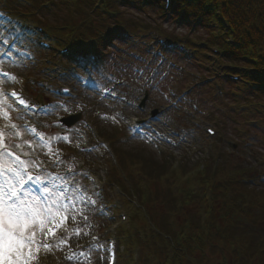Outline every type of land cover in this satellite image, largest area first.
Wrapping results in <instances>:
<instances>
[{"label":"rangeland","instance_id":"obj_1","mask_svg":"<svg viewBox=\"0 0 264 264\" xmlns=\"http://www.w3.org/2000/svg\"><path fill=\"white\" fill-rule=\"evenodd\" d=\"M18 1L20 2L19 6L22 12L28 10L33 11L31 18L35 21L34 24L39 23L45 27H49V29L52 30L51 32H57L58 30L55 31L52 27L60 25L61 22H65L70 17L68 9L66 10V6L61 3L66 1L68 5H71V0H52V2L51 0ZM98 1L99 0H95L92 4V9H94L93 7H95L96 2ZM50 2L53 3V5L48 6L46 10L43 5ZM16 3L17 2L14 0H0V8L8 13L16 15L17 12L15 13L13 11V7ZM124 6L125 5L118 7L121 12V19L129 21L132 25L142 23V26H144L145 29L139 28V30L131 31L132 34H135L132 35V37H130V34L125 35L126 33H123L121 36L122 38L117 37V39L113 40V46H109L106 43L103 45L104 47L100 52V54H102L98 61V66L100 65L99 69L93 66L89 69L90 73H87L90 80V85L88 87L82 86L81 81L75 79L80 75H84L77 67L71 76L61 80L60 78H55V76H49V74L44 72L45 68H43L45 61H43V59L44 57H49L48 54L45 55L46 53L37 52L30 46L23 47L24 44L22 45L20 41L16 43V46H20L17 47L20 51L13 50L8 53V56H6L5 59L0 60V64L10 71V77H15L14 80L7 78L3 87L9 85L18 87L33 99L38 98V100H41V103H44L46 110L40 113L37 117L32 116L36 122L41 124L42 132L46 134V136L69 137L68 141H52V147L58 150L61 156L60 162L54 163L51 156L45 154L48 152L47 148H30L28 144L24 143L25 140H28L29 143L31 140L27 137L28 135L24 131L22 123L23 121H29L31 116L27 114L23 115L21 112H18V110L12 108L10 110V116L12 117V123L17 124L18 126L16 129H5L4 125L7 121L0 118V129H4V132H7L5 134L7 142L11 144L12 147H15L16 144L21 145L20 148L15 150L22 155V158L38 162V164L42 166V175L50 174L54 176L59 174L60 176H67L66 172H68L69 168H72L74 169L73 175L75 176V180L86 189H89L90 186H87L88 182H86L87 173L92 172L94 174H102L104 168L110 170L111 164L107 161L108 158L106 152L100 147H97L98 150L94 149V151L87 154L78 150L81 149L77 137L79 131H88L90 134V141L97 142L96 140H98L95 137V131H93V128H88V126L86 128L85 122L90 121L95 127L100 129L101 132L106 133L105 136H103L104 140L106 139L109 143L111 142L112 144H110L111 146H114V148H120V150L126 152H138V154H143L145 159L150 157L158 159L157 157L159 156V153H170L175 157H188L194 161L210 155V151L207 150V143L210 138L207 137L208 135H206L204 129L206 125L212 126L217 131V137L213 140L214 146L221 149V153L219 154L221 157L218 165L222 166V164L230 161L234 164L236 162L239 163L241 167L250 166L251 169L248 176L254 180L256 184L259 183V185L255 188L248 185V187H245L247 188V193L250 195L248 189L251 187L254 191L261 192V194L264 195V119L258 114V112H256V110L253 113L254 109L263 113L262 108L259 105L251 104L254 109L250 106L249 109H246L243 113L239 114V106L244 102L238 101L235 103L233 102V99H230L231 94L228 91L231 89L228 88V84L224 86L225 89H223L221 95H216L209 84L206 86L204 85V89L199 95L196 93V89H194L192 93H189L186 98L181 101L184 105L186 104L185 107H183V105L181 106L182 103L178 106H172L170 101L173 100L175 94L180 93L189 86H195L194 79H205L206 72H204V70H206V68L204 63L206 62L199 58H195V62H189L187 58H182L183 55L176 51L167 52V55L165 54L164 57L160 54H152V51H155L156 47H158V43H156L154 39V37L158 36L157 28L162 31L159 32V36H169L171 40L173 39L172 35L174 38L188 36L191 37V39L202 38L204 40L207 37V33H205V31H203L198 25L180 24L175 21L157 18L156 12L159 11V13H161V8L150 7L149 5L145 6L143 9L141 8L139 11H135ZM10 7L11 9L9 10ZM87 9V7L84 9L86 15L83 14L84 17L82 18L84 23L90 24L93 22L100 27L101 25L107 24L106 22L105 24H101L97 19L98 17L93 19L95 15L90 17L87 13ZM130 28H132V26H130ZM11 37L13 38L14 34H11ZM172 41L177 43V41ZM148 44L152 45L147 47ZM145 50L146 54H144ZM27 51L33 53V64H30V61H32L33 58L24 55ZM196 63H201V65ZM71 67H73V64H71ZM43 80L46 81L44 88L34 84L36 81ZM59 84H67L74 88L73 91L76 93V97L74 99H61L56 97V90L53 88L57 87ZM112 84L115 85V90L126 94L130 98V105H125L120 101L112 102L109 99L102 100V98H100L95 89L97 87L111 86ZM232 90L234 91L233 88ZM232 90L230 92H232ZM233 95L236 96L234 92ZM214 96L221 98L216 99ZM228 96L230 97L229 99L226 98ZM142 97L144 98L146 109L141 115L138 114L133 105L137 99L139 100ZM263 97L262 94H259L258 96H254L253 99L264 100L261 99ZM3 100L4 97H0V101ZM188 110H190V113H186ZM229 110H232L230 115L228 114ZM151 113L153 115L155 114L154 116L156 117V120L149 122L150 124L156 125L161 131H167V127H171L175 131L180 132L181 136L172 137L168 143H158L152 136H150L151 134L148 129H146V134L148 136L145 137L136 135L134 136L135 138H132L127 135V132L124 129L126 116L135 114L140 117V120H142L149 117ZM75 114H80V118L74 122L71 127H60V118ZM250 119L251 121L256 120L254 125L248 123ZM16 131H19L21 135L15 136L13 133ZM113 135L118 136L121 142L118 141V143H113L109 140ZM233 145H235L234 149L232 148ZM22 151L29 152V156L23 157L24 152ZM213 160L215 159L211 157V161ZM80 161L82 163H79ZM78 163L86 164L88 167L86 172V168H83L85 167L84 164L82 165L81 170L77 169L76 165ZM172 165L175 167L174 164ZM39 170L40 169H33V171ZM174 170L176 171L175 168ZM174 175L176 177V185L183 183L184 178H181L182 176H178L176 172H174ZM103 177L106 184L104 191L108 193L107 196H109V198H107V200H110V205H113L114 209H117L120 206L122 207V205L125 208H129L132 204L131 200H133V198L131 197L128 199L126 193L124 191L121 192L116 184L107 185L108 174ZM68 178L70 179L71 176ZM259 178H263V180L260 179L259 181ZM191 185V197H204L207 205H213L211 208H213L216 213L222 212L220 204L222 198L224 199L225 197L220 198V195L224 189H203V192H200L199 190V194H196L194 192L197 187L193 181H191ZM124 186L125 188L127 187L126 189L128 190L129 187L127 185ZM206 196L209 197L208 200ZM252 198L257 199L255 197ZM260 200H263L261 202L264 204V199L261 197L257 199V201ZM194 203H196L195 206L192 202L190 204L194 208L188 206L189 211H194L198 208L199 210L196 211V214L201 217L205 212L204 207L206 204L200 199L195 200ZM242 204L243 203H239L237 205L238 209L232 207L234 208V214L232 216L235 221L232 225V237L236 239L232 238L227 242L233 244V242L239 240L238 237L242 238L246 245L249 244L247 246L249 250L242 252V255L245 256L246 264H261L262 261H264V245H260L264 241V207H254L248 202V205L251 206V208H249L250 211L248 212L251 213L254 218V220L251 221L249 217L244 215L248 208L244 209ZM110 207L108 212L111 213L112 210ZM260 209H262V211H259ZM137 214H139L137 215L138 218L143 217L142 211ZM107 218L108 217L104 218V216L92 214L88 221L89 226L84 228V231L87 233L86 235H81L79 237L73 235L68 245L62 248H54L50 253H47L51 258L45 256L46 254L39 255L37 264H102L103 261L101 259V254L99 256L97 252L90 250L94 249V247L91 248L92 244L88 242L87 238L93 233H98L101 235L100 241L103 242V240L112 233L110 231L103 232V229L108 226V221H105ZM173 218V215H171L169 222L171 220L174 221ZM203 218H206V216ZM201 221L202 220H200V225ZM217 221L218 218L216 222ZM218 224L221 225V223ZM68 226L72 227V224L69 223ZM240 226L243 228H239ZM136 227L139 230H148L149 225L147 223L143 224L142 222H139ZM194 229V227L188 229L189 232H186L187 237H192L190 233ZM143 235L144 234L141 236ZM111 237L113 236L111 235ZM119 243L118 251L121 252L124 245L128 243L121 239L119 240ZM211 243L216 242L211 241L210 244ZM147 244L149 245V250L152 251L153 246L151 242H148ZM68 246L78 248L77 253L75 252L76 255L71 260L66 257L73 253V251L70 252L69 255L64 251ZM131 246L130 243V247L128 248L129 251L131 250ZM213 249H215L216 252L212 251ZM186 251L192 259L198 252H200L203 255L200 260L202 264H205L207 261L209 262L208 264L232 263L230 261L231 256L229 255L228 250L224 249L223 252H221L216 246L212 247L207 245L204 251L203 249L195 248ZM81 252L85 253L84 257L82 256L83 258L80 256ZM156 254L157 252L155 255ZM123 255L128 258L130 253L123 250ZM156 258L158 257L156 256ZM138 261L133 259L129 264H139ZM159 261L162 260L160 259ZM116 264H127V262H125L124 258L123 260L119 259ZM154 264L156 263L154 262Z\"/></svg>","mask_w":264,"mask_h":264},{"label":"snow or ice","instance_id":"obj_2","mask_svg":"<svg viewBox=\"0 0 264 264\" xmlns=\"http://www.w3.org/2000/svg\"><path fill=\"white\" fill-rule=\"evenodd\" d=\"M3 75L15 79L7 72ZM11 96L20 105L31 107L16 92H12ZM0 97L5 98L0 101V118L7 121L4 128L16 129L18 126L12 123L10 116L12 105L7 103L3 88H0ZM30 131L36 139L30 143L25 140L24 143L30 148H47L45 154L50 155L54 163L60 162V153L52 147V141H68L69 137H46L35 127ZM13 134L21 135L19 131ZM20 147L19 144L12 147L7 142L4 129H0V264H37L42 251L47 254L54 248L68 245L73 235H86L84 228L89 226L91 214L104 211L103 206L98 204V194L97 198H93L75 180L74 169H68L70 179L59 174L42 175V168L33 171L39 167L38 162L22 158L15 150ZM28 155V152L23 153V157ZM69 223L72 227L68 226ZM96 239L93 237V240ZM75 255L71 253L66 258L71 260Z\"/></svg>","mask_w":264,"mask_h":264},{"label":"trees","instance_id":"obj_3","mask_svg":"<svg viewBox=\"0 0 264 264\" xmlns=\"http://www.w3.org/2000/svg\"><path fill=\"white\" fill-rule=\"evenodd\" d=\"M100 1L101 2L98 6L93 7L94 9H92L91 7L95 0H71V5H68L66 1H63L61 3L62 5L66 6V10L68 9L70 17L65 22H61L59 27H62V30H65L66 33L68 32L67 34L71 38L70 40H72L74 43L81 42L86 43L88 45L92 44L95 49H100L104 36L110 38L115 33L135 29V25H132V23H129V21L121 19V12L118 7L125 5L124 7H129L132 10L139 11L145 6H153L152 4H154L156 0ZM50 3H48V5L52 6L53 3ZM172 4L173 6L170 13L172 14V17L177 18L180 22H183V20H185L187 17L193 18V20L195 21L196 19L200 21V25H202L203 30L210 36L209 42L212 41L214 38V42H217L218 38L213 35V31L210 30V28L205 23L208 20L207 18H213V15L210 10L203 11L202 6L209 4L211 7L213 6L218 8L221 11L222 15L228 20L227 22L230 23L231 30L237 42L236 47L231 48L225 43L224 37H222V35H218L220 39L218 43L222 45V58H226L230 62L236 61V63H238L241 62L242 55H247L251 58H255L258 62V68L264 71V0H190L189 2L187 0H173ZM86 7L88 8L87 13L90 17L95 15L93 19L98 17L97 19L100 21L101 24H105V22L107 24L101 25L100 27L93 22H91L90 24L84 23L82 18L84 17L83 14L86 15V11L84 10ZM16 8H19L17 3L14 5L13 9ZM47 8L48 7L46 6L45 9L47 10ZM25 14L30 17V21H33V19L31 18L33 15V11L28 10V12H26ZM201 16L204 17L202 20ZM130 26H132V28H130ZM245 98L247 100H250L249 97ZM125 153L132 156H143V154H138V152L125 151ZM169 162V159L161 161L156 160L155 162H153V165L157 164V166L155 168H149L150 172L153 173L149 175H152L157 179L161 177H168L171 178L172 181L175 180L174 173L170 170V168H168ZM192 168L196 169L197 165L185 164L181 174H192L194 181L200 186H211L214 183L215 185L217 183H225L228 185H232L239 176L244 177L247 170L246 167H241L239 163L236 162L234 164L230 161L222 164V166H219L216 170L212 171L213 175L210 176H208L207 174H201V176H199V172L197 170H193ZM216 171L217 174L215 175ZM153 188V191H155V197L153 200L165 202V206L168 207L170 199H168V197L165 198V196L162 195L157 185ZM238 189L241 191V197L242 195H247L250 198L261 197L262 199H264V195H262L261 192H256L251 189V187L250 189H248L250 195L247 193V188H245L244 185H239ZM178 190L179 194L176 197V201H179L182 205H186L191 199L189 198L190 189L188 188L187 183L184 182L180 184ZM146 200L151 203L148 198H146ZM207 211L208 218L206 222H204L203 227H200L199 225L194 226L195 229L201 230L200 235L211 234L207 238L216 242L219 241L220 243H218L222 244L223 248L227 246L226 248L229 249V251L233 254V257L235 258L239 256L241 252L249 250L242 238L238 237V241L233 242V244H229V242L227 241L230 240L231 237L230 239H222L219 234L217 236L214 233L213 226L215 224L221 223V227L226 229V231L233 236L232 225L234 222L232 221V218L228 217V214H226L225 212L223 214L219 212L216 213L211 207H209ZM192 217L191 220L193 219ZM217 218L218 221L216 222ZM185 223L186 221H183L182 226H185ZM160 225L161 233L163 232L164 234L168 235V233L166 232H172L169 226H167L166 229L167 224H164L163 220H160ZM189 226L191 228L193 224L191 223L189 224ZM189 226L187 228H189ZM245 230L244 232L247 234V230ZM180 231L182 230L179 229L177 232Z\"/></svg>","mask_w":264,"mask_h":264}]
</instances>
